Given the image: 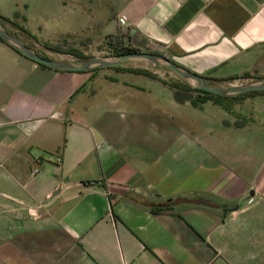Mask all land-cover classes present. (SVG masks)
<instances>
[{"label": "crops", "instance_id": "obj_1", "mask_svg": "<svg viewBox=\"0 0 264 264\" xmlns=\"http://www.w3.org/2000/svg\"><path fill=\"white\" fill-rule=\"evenodd\" d=\"M118 2L76 33L32 27L20 0L0 14L62 48L123 15L133 47L211 85L264 77V0ZM173 83L42 66L0 40V264H264V92L195 106Z\"/></svg>", "mask_w": 264, "mask_h": 264}, {"label": "rangeland", "instance_id": "obj_2", "mask_svg": "<svg viewBox=\"0 0 264 264\" xmlns=\"http://www.w3.org/2000/svg\"><path fill=\"white\" fill-rule=\"evenodd\" d=\"M23 6L26 18L31 22V26H41V28L47 33H55L57 29H69L76 32H82L86 30V27H100L102 24V17H109L114 14L120 6L118 0H63L65 5L59 3L57 5L56 0H20ZM23 1V2H22ZM29 4V5H28ZM109 20L103 25L104 29L109 26ZM101 25V26H100ZM61 27V28H59ZM102 27V29H103ZM38 29V28H37ZM97 28L89 29V37H83V43L81 41H76L80 43L79 47H69L78 48L83 50L85 53L93 56H109V50L107 48L106 40L107 36L104 38L102 36L97 37ZM96 33V36H95ZM33 44L38 48L39 51L48 53L52 52V55L59 54L58 58L71 59L74 58L71 55H65L51 51L50 48L45 45L47 43L40 42L38 39H31ZM50 45V44H49ZM53 46V45H52ZM128 65H146L149 71L153 74L161 76L166 79H176L181 82L183 79L179 77L176 73L162 66L153 65L145 60H127L123 61L121 64ZM145 66V67H146ZM185 81V80H183ZM250 81H235L223 86H229L233 84H240ZM188 83V82H187ZM232 100V99H231ZM229 101L227 105H231Z\"/></svg>", "mask_w": 264, "mask_h": 264}, {"label": "water", "instance_id": "obj_3", "mask_svg": "<svg viewBox=\"0 0 264 264\" xmlns=\"http://www.w3.org/2000/svg\"><path fill=\"white\" fill-rule=\"evenodd\" d=\"M0 36L4 41L14 46L26 57L55 69L68 71H88L96 68L118 66L121 65L123 61L127 60H145L152 63L153 65L170 69L183 80L188 82L192 87L206 90L213 94L222 96H237L239 94L253 90H264V77L255 81L233 84L229 86L211 85L202 75L177 64L175 61L169 59L163 54L153 52L137 51L119 55L94 56L86 61L81 62L62 58H46L39 54V52H37L35 49L28 46L22 38L10 33L5 24L2 22L1 18Z\"/></svg>", "mask_w": 264, "mask_h": 264}, {"label": "trees", "instance_id": "obj_4", "mask_svg": "<svg viewBox=\"0 0 264 264\" xmlns=\"http://www.w3.org/2000/svg\"><path fill=\"white\" fill-rule=\"evenodd\" d=\"M0 18L2 20V22L5 24V26L7 27V29L9 30L10 33L19 36L20 38H22L26 44L30 47H32L33 49H35L37 52H39V54H41L43 57L46 58H52L49 55H47L45 52H41L38 50V48L35 46V44H33V42L30 41V39H36V36L32 34L31 31H29L25 26H23L22 24L18 23L14 18H8L5 17L3 15L0 14ZM0 40H2L3 42L7 43L6 41H4L2 39V37L0 36ZM8 44V43H7ZM106 44H107V48L109 50V53L111 55H119V54H123V53H130V52H137V51H141V49L136 48V47H127L125 46V34L118 29L116 32L108 34L107 35V40H106ZM10 45V44H9ZM48 49L50 48L51 51L57 52V53H61V54H65V55H71L74 59V61H86L92 57H94L93 55L87 54L85 53L83 50L78 49V48H62L59 46H52L49 44H45ZM12 46V45H10ZM17 52H19L21 55H23L19 50H17L14 46H12ZM25 56V55H23ZM26 57V56H25ZM28 58V57H27ZM38 64L42 65V66H46L42 63L37 62ZM112 68H117L120 69L122 71H132L135 73H141V74H146V75H150L153 77H156L157 75L153 74L151 71H149L148 69L145 68H132V67H122L121 65L118 66H114ZM100 68H96V69H92V70H97ZM207 82L209 84H211V79L208 78V76H203ZM251 77V74L249 72H246L244 74L241 75H236V76H232L230 79H245V78H249ZM113 79V78H112ZM172 86L177 87L179 89L182 90H193V91H197L198 95L196 96V98H194L192 100L193 105L195 106H199L200 103L206 102L207 100H212L214 103L219 104L221 106H223L224 108H228L227 102L231 99L237 98L241 95L247 94V93H259V92H264V90H253V91H249L246 93H242L239 94L237 96H222V95H217V94H213L211 92H208L206 90H202V89H198V88H194L192 87L189 83H187L186 81H184V83H173Z\"/></svg>", "mask_w": 264, "mask_h": 264}, {"label": "built area", "instance_id": "obj_5", "mask_svg": "<svg viewBox=\"0 0 264 264\" xmlns=\"http://www.w3.org/2000/svg\"><path fill=\"white\" fill-rule=\"evenodd\" d=\"M119 23L123 26V29L121 31L125 34V46H127V47H133L132 42L128 38V35H127L128 34L127 33L128 32V27H127L128 26V22H127V18L125 16L121 15L119 17ZM38 172H39V169L37 167L33 169V174H36ZM29 212H30L31 215L38 214V211L35 208L29 209Z\"/></svg>", "mask_w": 264, "mask_h": 264}]
</instances>
